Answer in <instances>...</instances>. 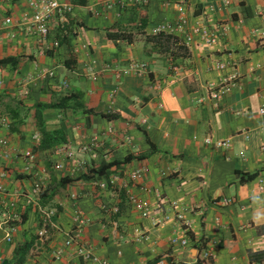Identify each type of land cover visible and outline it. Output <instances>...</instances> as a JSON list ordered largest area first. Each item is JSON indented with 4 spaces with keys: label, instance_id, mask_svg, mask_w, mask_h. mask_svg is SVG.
<instances>
[{
    "label": "crops",
    "instance_id": "0c3cea01",
    "mask_svg": "<svg viewBox=\"0 0 264 264\" xmlns=\"http://www.w3.org/2000/svg\"><path fill=\"white\" fill-rule=\"evenodd\" d=\"M32 1L0 0V60L11 59L0 65V138L14 152L36 155L29 172L20 159L7 164L4 188L28 190L34 174L43 176L42 204L56 209V222L67 230L80 213L85 223L77 243L108 264H264V200L258 191L264 185V0H124L121 9H106V0H64L72 12L52 18L46 43L28 24ZM180 16L216 32V42L196 37L181 45L157 33L160 23ZM133 61L145 70L118 77ZM41 69L48 75L40 76ZM231 71L239 74V86L214 101L210 86ZM71 94L82 107L42 112L48 129L66 127L67 142L39 150L36 105ZM215 141L227 144L217 148ZM61 147L66 157L56 154ZM101 162H117L123 173L146 169L141 183L148 192L139 186L129 192L146 200L151 217L142 218L127 193L77 179ZM55 163L63 167L54 169ZM64 179L70 181L62 184ZM10 201L0 195V264H13L15 248L25 243L30 249L23 264H88L77 243L55 258L63 235L48 230L37 237L32 208L20 215L24 221L14 222L6 242L2 220L4 210L12 212ZM163 217L153 224L152 218ZM183 239L186 246L173 242ZM207 249L214 258L203 259Z\"/></svg>",
    "mask_w": 264,
    "mask_h": 264
},
{
    "label": "built area",
    "instance_id": "2783aa9c",
    "mask_svg": "<svg viewBox=\"0 0 264 264\" xmlns=\"http://www.w3.org/2000/svg\"><path fill=\"white\" fill-rule=\"evenodd\" d=\"M147 3V0H146ZM117 5L120 9L124 5V0H106L105 8L110 9L112 6ZM30 7L32 9V14L30 16L29 25L33 28L37 34L39 40L43 43H46V40L49 35L50 30V21L54 16L64 17L66 14L72 12L73 6L69 2L64 0H36L30 2ZM5 24L11 23L10 18L4 20ZM157 33H166L167 35L176 37L180 40L181 45H190L195 38L205 44H213L216 42V32L209 30L205 26L195 23L189 25L188 20L180 16L175 22H164L156 28ZM218 38V35H217ZM53 47L56 48L59 45L58 41L52 43ZM217 70H222L225 68L223 64H216ZM145 70V64L139 62H131L125 68L119 70L117 76H129V75H140ZM49 70L41 69L39 72L40 76L45 77L48 75ZM0 86H2V81L0 80ZM239 86V74L236 71H231L220 81L210 86L209 88V97L214 101H220L225 95L229 94L234 88ZM259 113L264 114V106L260 108ZM1 125L4 124L3 120L0 121ZM32 140L37 141L38 135L35 134L32 137ZM206 144H210L211 140L206 139ZM217 148L225 146L226 142L215 141L213 142ZM264 149V146L263 148ZM87 150V147L82 148V151ZM63 153V156H67V151L61 147L57 155ZM20 159L25 163L23 171L29 172L33 165L36 162V155L34 153H19L14 152L10 146H8L5 140L0 138V195L10 196L11 201L9 202L10 211L4 210L2 224L6 225L7 230L5 233L6 242L12 241V234L16 230V225L14 222L20 220V215L24 213L28 208H32L36 211L38 216V222L40 228L36 232L37 237L42 238L46 236L48 230H52L63 235L62 248L56 251L55 258H59L63 254L65 248H69L72 245H75L78 241V237L82 226L84 225V220L81 217L80 213L76 214L77 223L74 227L69 230L63 229L58 222H56V209L52 207H47L42 204V194L46 190L45 179L43 176L34 174V179L32 180L31 187L28 190H15L13 192H8L4 188V180L10 174V168L7 167V164L13 159ZM63 165L61 163H55L53 165L54 169H60ZM118 169L116 172L112 173L108 180H101L96 182V185L101 190H111L114 192H125L127 193V198L129 204L136 210L142 218L151 217L150 206L144 198L139 194L130 193L129 190L132 187L139 186V190L143 193L148 192V187L143 185L141 179L144 176L146 171L145 168L137 167L132 169L127 173H123ZM258 191L262 194V199L264 200V185L260 182L258 185ZM72 198L75 199L76 196L72 195ZM156 198L160 200L161 195L156 194ZM224 204H228V200H223ZM176 203H172L170 208L175 209ZM113 212H117V208H113ZM166 217L162 219H153L152 222L154 225L160 224L165 220ZM180 219L181 216H178ZM116 225V222H113ZM134 236L137 241L144 239L142 232L138 229L134 230ZM174 243H179L181 246H186L187 241L185 239ZM77 252L79 257L84 263L88 264H108L107 261L100 256H98L93 249L85 244L77 243ZM214 258V254L211 249H207L203 253V259L210 260ZM157 264H163V262H157Z\"/></svg>",
    "mask_w": 264,
    "mask_h": 264
},
{
    "label": "trees",
    "instance_id": "16d2710c",
    "mask_svg": "<svg viewBox=\"0 0 264 264\" xmlns=\"http://www.w3.org/2000/svg\"><path fill=\"white\" fill-rule=\"evenodd\" d=\"M78 3H83V1L78 0ZM144 26V25H143ZM10 58L0 60V65H5L6 63L10 62ZM78 107H82V103L77 100V94L75 95H65L62 96L57 102L47 103V104H37L35 109V124L40 133V143L38 145V149L45 151V150H52L55 147L62 145L67 142V135H66V127L61 125L55 129H48L46 126L45 116L43 115V111L45 109H76ZM90 113L89 110H86ZM102 117L108 118V116L102 114ZM115 166L114 170L111 168ZM119 163L117 162H101L97 167L90 168L86 173H83L77 179L82 180H92L99 182L101 180H108L110 175L116 172L119 169ZM69 179L62 180V184L65 182H69ZM20 221H24L25 218L22 216ZM30 249V243H25L20 246H17L14 250L15 260L13 264H23L25 262L26 256Z\"/></svg>",
    "mask_w": 264,
    "mask_h": 264
},
{
    "label": "water",
    "instance_id": "95a60500",
    "mask_svg": "<svg viewBox=\"0 0 264 264\" xmlns=\"http://www.w3.org/2000/svg\"><path fill=\"white\" fill-rule=\"evenodd\" d=\"M3 264H6V261H4Z\"/></svg>",
    "mask_w": 264,
    "mask_h": 264
}]
</instances>
